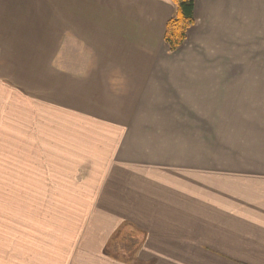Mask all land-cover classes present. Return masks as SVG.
Listing matches in <instances>:
<instances>
[{
    "label": "crops",
    "instance_id": "1",
    "mask_svg": "<svg viewBox=\"0 0 264 264\" xmlns=\"http://www.w3.org/2000/svg\"><path fill=\"white\" fill-rule=\"evenodd\" d=\"M175 11L0 0V179L36 212L8 264H264V74L222 57L264 0H196L171 51Z\"/></svg>",
    "mask_w": 264,
    "mask_h": 264
},
{
    "label": "rangeland",
    "instance_id": "2",
    "mask_svg": "<svg viewBox=\"0 0 264 264\" xmlns=\"http://www.w3.org/2000/svg\"><path fill=\"white\" fill-rule=\"evenodd\" d=\"M249 22L251 23V20ZM254 24V28H240L234 50L224 49L222 57L227 58L233 52V57H238L240 62V73L264 74V20L254 19ZM237 47L238 49H235ZM216 54L217 51L215 56L220 57V53ZM246 66L248 67L245 69ZM10 155L16 156L13 152ZM0 158H9V156L2 155ZM5 186L6 180L0 179V264H8L10 258L15 261L20 259L24 245V225L30 227L36 214V212L22 210L25 196L6 194ZM30 239L28 237V240ZM25 246L28 250L33 248L31 241L26 242Z\"/></svg>",
    "mask_w": 264,
    "mask_h": 264
},
{
    "label": "trees",
    "instance_id": "3",
    "mask_svg": "<svg viewBox=\"0 0 264 264\" xmlns=\"http://www.w3.org/2000/svg\"><path fill=\"white\" fill-rule=\"evenodd\" d=\"M176 11L167 23L165 40L171 51H177L186 42L188 31L195 24L196 0H172Z\"/></svg>",
    "mask_w": 264,
    "mask_h": 264
}]
</instances>
